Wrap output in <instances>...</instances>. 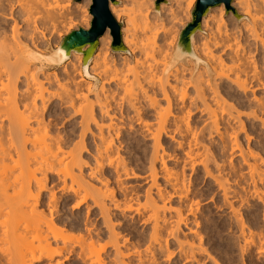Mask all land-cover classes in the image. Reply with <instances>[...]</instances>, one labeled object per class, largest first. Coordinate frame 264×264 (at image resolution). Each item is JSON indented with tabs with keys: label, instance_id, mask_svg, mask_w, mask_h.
Instances as JSON below:
<instances>
[{
	"label": "bare ground",
	"instance_id": "6f19581e",
	"mask_svg": "<svg viewBox=\"0 0 264 264\" xmlns=\"http://www.w3.org/2000/svg\"><path fill=\"white\" fill-rule=\"evenodd\" d=\"M129 1V6L112 7L111 10L117 19H124L123 42L134 62L132 63V59L127 55L111 56V42L101 39L100 47L92 58L91 67V74L97 78L98 86L94 83L96 80L80 83L84 81L80 73L79 82L71 80L69 84L57 85L59 90L61 89L60 92L57 90L58 94L63 95V90L66 95L62 96L65 100H60L62 104L71 109L73 115L80 116V140L72 143L60 132L54 131L50 120H46L44 116L46 100L61 95L48 91L44 83L49 79H40L41 69H32L35 61H43L39 55L36 56L37 52L40 53L37 42L41 39L39 40L38 34L42 35L48 30L54 34L60 24L67 22L65 6L57 0H0V15H6L3 8L7 11L8 4H4L9 3L10 8H20L21 18L18 22H13L10 34L0 33V217L3 214L4 219L0 221V264H65L63 262L73 254L74 247L79 248L76 255L78 258L87 257V260L89 256L86 255L94 254L98 259L97 264H105L98 262L104 261L100 259L108 248L114 252L115 263L125 264L124 259L131 255L137 256L140 261L141 253L136 252L135 248L132 249L136 254L131 250L126 254L121 251V243L123 246L129 239L125 238L120 243V233L115 230L122 225L121 220L126 216L114 190L108 189V183L113 178L118 184L119 192L124 196L129 195V188L124 186L127 181L143 180L150 183L148 189H145L144 198V207L153 213L150 232L146 237V233L139 229H127L129 234L138 237L139 241L148 238L146 241L149 245L159 243L161 251L168 250L170 240L183 245L180 239L181 230L189 226L187 217L195 216L200 204L197 200L193 201L199 193L192 189L191 180L186 183L189 179H185L183 170L188 165L191 172L198 171L197 168L201 167L203 174L211 179L217 191L221 192L223 203L228 207L243 236L246 227L233 205L242 198L236 189L228 184L230 180L225 178L229 174H225L224 160H218L216 151L213 156L211 148L205 144L202 137L205 129L209 130V136L212 133L219 136L223 153L229 150L228 159L234 151L237 152L236 157L247 167L249 182L252 184L251 194L262 200L263 194L257 185L264 182L263 161L258 159L257 154L248 145L253 137L246 134L247 145L240 146L236 139L237 132L232 125H237L239 132L247 131L243 122L245 118L246 121L259 123L264 130V96L256 97L253 92L256 89L264 94V67L260 68L259 61L253 56L259 50L264 53V0H235L245 19L239 22V27L235 24L234 30H226L225 13L222 9L216 17L204 19L203 30L207 32L208 38L199 53L198 50H194V53L207 64V70L202 66L194 74V64L190 62L189 68L184 67L185 64H179L171 69L172 64H168L167 56L163 55L165 59L162 61L157 60L158 56L162 58L160 52L164 51L162 45L165 43L162 42L160 46L162 51L157 41L161 35L162 38L167 35L168 27L166 28L157 17H150V8L144 1ZM173 1L176 5L183 2ZM194 3L195 0H189L188 6ZM170 9L165 6L160 8L165 16L169 14ZM231 9V13H235L232 7ZM7 12L10 13L6 17L11 18L10 9ZM19 23H23V31H20ZM241 40L244 42L242 46ZM250 44L253 45V52L246 50ZM78 60L82 61V55ZM119 67H125V70ZM225 82L245 96L251 93V97L236 103L239 109L230 104L226 98L227 93L220 90V83ZM110 84H114V92L106 87ZM188 88L193 90L195 99L192 96L191 99L190 95L188 97L194 99V104L198 101L201 107L198 110L206 115L203 125L199 128H196L198 124L194 126L196 122L190 121L192 109H186L178 117H173L170 112L174 99L171 97L176 96L183 104ZM91 95L94 100H90ZM158 96L165 102L166 108L160 105ZM117 97L119 105H124V108L130 110L131 118L141 128L143 139L152 141L149 152H138L140 157L124 158L120 155L122 144L119 142L121 132L118 124L121 121L119 118L122 119V106L118 109V117L114 111V107L118 106ZM143 100L152 109L156 128L155 124L152 127L148 118L142 114ZM192 103L191 108H196V104L194 106ZM241 108L246 111L240 110ZM180 112H183V109ZM170 117H173L172 120ZM91 125L95 126L97 133L92 135L93 164L89 168V176L86 175L89 177L87 180L83 173L87 165L85 158L83 160L82 151L85 148L84 136ZM170 126L173 127L172 130L169 129ZM220 126L224 131H231L230 134L227 133L226 138L220 133ZM173 135H179L181 138L175 144L177 149H182L185 145L187 147L184 150L187 161L182 162L181 172L166 167V161L174 160V156L166 151L163 137L173 139ZM184 140L185 144L182 142ZM232 171L231 167L229 172ZM110 172L111 174H108ZM50 175L57 176L63 185L60 186L63 191L71 192L74 200L73 210L80 211L82 207L85 208L83 219L78 218L77 214L65 221L58 217V199L54 193L57 185L51 184L54 181ZM159 178L163 181V188L158 184ZM166 187L170 188V193L165 192ZM152 190H155L154 194L151 193ZM44 192L48 193L47 197H44ZM174 197H177L180 204L185 203L186 212H182L180 205L175 210L173 222H170L165 213L170 209L168 203ZM94 210L102 220L108 241L103 240L102 233L97 229L98 223L90 219L95 215ZM99 243L102 244L98 245ZM95 244L99 246L97 250L94 249ZM153 254L152 259L155 257ZM58 258H63V261L57 260ZM186 259L190 263L196 262L193 253Z\"/></svg>",
	"mask_w": 264,
	"mask_h": 264
},
{
	"label": "rangeland",
	"instance_id": "374dc122",
	"mask_svg": "<svg viewBox=\"0 0 264 264\" xmlns=\"http://www.w3.org/2000/svg\"><path fill=\"white\" fill-rule=\"evenodd\" d=\"M61 5L63 4L65 6V11L68 14V20L67 22L63 23L62 25L60 24L58 26V30L53 34L51 31H46L43 32L42 35L38 34V38L40 42L38 41L37 44H39L40 48V53H36V56L39 55V58L43 60L42 56H47L49 55L50 51L52 49H56L58 45L61 42V39L65 36H67L69 33L72 31H77L79 29L83 30H88L90 27V23L92 21V16L89 13V9L91 6V0H57ZM116 4L110 3L109 9L112 17L115 19V21L118 24H122V46L124 48V52H118V51H113L112 50V37L110 35V32L107 31L99 40H98V48L100 47V40L101 39H107L111 42L110 47H109V53L111 56L117 57L121 55H127L129 56L130 60L132 63L134 62V58L131 56L129 52H127L126 47L123 42V27H124V19H117L115 17V14L112 12L111 8L112 7H121V6H129L131 2L129 0H114ZM146 4H148L149 9V15L150 17L153 18H158L164 26L169 30L167 35L164 36L163 38L160 36V40L158 39V44L159 49L161 50L162 48L160 47L164 42L162 46H164V51L160 52V57L163 55L166 57L167 56V61L169 62L168 64H172V68L174 69L177 67L179 64H185L183 65L186 68H189L188 62L194 64V67L192 69V74L197 73L200 67L204 66L207 70V64H205L201 58H199L202 63H200L198 66L195 64V62L192 59L186 58L184 60H181L179 62H174L173 61V53L175 50V45L178 39V35L180 31L184 28V26L190 22V13L196 3L197 0H195V3L192 6H188L189 0L183 2L180 5H176L173 0H142ZM11 6L9 3H5V5ZM6 6V10L11 11V18H7L6 15L9 14L10 12L5 11L3 8L4 15H0V33L6 32L7 34H10L11 32V26L13 25V22H18L21 20L20 18V8L14 7L10 8L9 6ZM162 6L171 8L170 12H168V15H164L160 8ZM230 7H232L235 11V13H231L230 11L225 10V7L223 5L212 9L210 13L208 14L207 17H213L217 16L220 12V9L225 13L224 16V21L226 25V30H234V27L238 25L240 26V23L243 19V16L241 15L240 10L238 9L235 0H231ZM8 8V9H7ZM13 9V11L11 10ZM7 12V13H6ZM8 16V15H7ZM159 16V17H158ZM206 17V18H207ZM205 18V19H206ZM204 21V19H203ZM202 21V24H203ZM230 24V25H229ZM236 24V25H235ZM232 26V27H230ZM24 25L23 23H19V29L20 31L24 30ZM230 28V29H229ZM42 36V37H41ZM49 36V37H48ZM208 38V34L206 31L203 30V25H202V32L198 33L195 36L194 43H193V51L194 50H201L205 39ZM38 40V39H37ZM43 40V41H42ZM170 40V41H169ZM244 40V39H243ZM243 40L240 41V45L243 42ZM160 41V42H159ZM169 41V44L168 42ZM163 42V43H162ZM44 45H43V44ZM242 46V45H241ZM253 46V45H252ZM250 46L246 47V50H250V52H253V47ZM243 47H245L243 45ZM97 48V50H98ZM96 50V52H97ZM167 53H166V52ZM170 51V52H169ZM95 52V54H96ZM163 53V54H162ZM169 53V54H168ZM94 54V55H95ZM41 56V57H40ZM81 56V54H75L72 53L70 58L64 62L60 66H52L46 61L42 62H37L35 61L32 69L35 71H39L40 69L42 70V74H39L40 79L44 80L43 77L48 78V82L44 83L45 87L48 88V91H53V92H60L58 88V84H69L71 80L74 82H79L81 77L84 79V81H81L80 83H84L86 81H92L94 83L97 82V78L91 74V67H92V62L89 66V72L88 74L91 76V78H86L84 77L82 73V61H83V56H82V61L78 60V57ZM258 62L259 65H261L260 68L264 67V53H262L260 50L256 53L253 54ZM94 57V56H93ZM164 57L159 58L157 57V60L161 61L163 60ZM165 59V58H164ZM160 63V62H159ZM38 70H36L35 68ZM122 68V67H119ZM125 68V67H123ZM121 70H125V69ZM259 68V70H260ZM264 69V68H262ZM261 69V70H262ZM195 70V71H194ZM188 72V71H187ZM81 77H80V74ZM186 75V72H184ZM189 74V72H188ZM211 74V73H210ZM186 77L189 78V76L186 75ZM187 79V78H186ZM44 82V81H43ZM98 86V84H97ZM220 90H224L227 95L226 98L228 99L227 101L234 105L236 108L237 105L236 103H239V101H245L246 97H251V93H248L247 96L243 95L241 92L236 90V88L232 87L229 83H220ZM108 89L113 92L115 91V86L114 84H110L106 86ZM56 90V91H55ZM51 92V93H53ZM55 93V94H58ZM62 90V94L64 97L66 96ZM254 94L256 97H263L264 94L260 90L254 89ZM187 98H194L193 90L188 88L187 90ZM229 93V94H228ZM61 94H58V96ZM56 97L53 96L49 99L46 100V105H45V111H44V116L46 120H50L52 127L54 131L60 132V134L64 137H66L70 142L74 143L75 141L78 142L80 140V135H81V124H80V116L79 115H73L72 110L69 108H65V105L62 104V100L65 98L62 97ZM190 95V96H189ZM189 96V97H188ZM56 97V98H55ZM119 97V96H118ZM118 97L116 99H118ZM121 97V96H120ZM241 97V98H240ZM62 98V100H61ZM174 101L177 99L175 97H171ZM186 98V99H187ZM185 99L183 104L181 101L178 99L176 102L172 100V106L170 109L171 115L173 117H178L184 111L188 108L191 110V119L190 121L196 122L192 123V125L196 126V128L201 127L204 123L203 120H205L206 115L200 112V104L196 103V108L192 106L191 108V103L192 105L195 106L194 104V99ZM239 99V100H238ZM61 100V101H60ZM90 100H94L93 95L90 96ZM157 100L160 102V105L166 108L165 102L161 99V97H157ZM189 100V101H188ZM192 102H191V101ZM118 101V106L114 107L115 113L117 112V115L119 114V107L120 112L122 113V119L119 118L120 123L118 124V129L120 130V140L121 142V149H120V155H122L124 158H129L131 156L140 157V155H137L138 152L146 151L149 152L150 147H151V142L148 139H143V136H141V128L136 125V122L133 118H131V112L130 110L124 108V105H119V99L116 100ZM61 102V103H60ZM144 102V100H143ZM142 102V114H144L147 118L150 124H152V127L156 128V123H153V113L152 109L149 108L145 102ZM180 102V103H178ZM191 102V103H190ZM40 102H38L39 105ZM175 103V104H174ZM235 103V104H234ZM63 106H62V105ZM177 104V105H176ZM180 104V105H179ZM199 104V106L197 105ZM145 105L148 107H145ZM176 105V106H175ZM182 105V106H181ZM181 106V107H178ZM118 107V108H117ZM198 107V108H197ZM145 108V109H144ZM174 108V109H173ZM177 108V109H176ZM181 108V109H180ZM123 109V110H122ZM149 109V110H147ZM180 109V110H179ZM183 109V112H180ZM195 109V111H194ZM197 109V110H196ZM239 109V108H238ZM118 110V111H117ZM178 110V111H176ZM244 110L245 109H240ZM128 111V112H127ZM194 112V113H193ZM199 113V114H198ZM195 115V116H194ZM205 116V117H204ZM119 117V116H118ZM173 117H170V120H172ZM199 117V118H198ZM196 119V120H194ZM199 121V122H198ZM203 121V122H202ZM107 122V121H106ZM244 125L247 128V131L245 132H239L238 131V126L237 125H232V128H234V131L237 132L236 139L238 141V144L240 146H245L247 145V141L245 139L246 134H250L253 137V140L248 144L249 147H251V150L257 154L258 159H262L263 161V168H264V130L262 127L259 125V123H255L252 121H246L245 118H243ZM155 124V125H154ZM129 125V126H128ZM154 125V126H153ZM131 126V127H130ZM94 125H91L89 127L88 132H86V135L84 136V151H82V156L83 160L85 158L86 162V167L83 169L84 176L88 175L89 176V168L92 166L93 159L91 158V152H93L94 148V142L92 139V135L97 133V130ZM130 128V129H129ZM135 129V130H134ZM169 129H173V127H169ZM251 129V130H250ZM90 131V132H89ZM126 131V132H124ZM136 131V132H135ZM132 132V133H131ZM94 133V134H93ZM220 133H223V137L228 136V134L231 133L230 130L224 131L223 127L220 126ZM228 133V134H227ZM126 135V136H125ZM142 137V138H141ZM202 137L204 139L205 144L207 147L211 148V152L214 153L213 156H215V151L218 160H224V168L226 169L225 174H229L227 177L228 184L232 185L231 187L236 189L237 193H239V197L242 198L238 202H234V208L237 210V214L239 215V218H241L244 222L245 225V231L243 236L241 235V231L239 226L235 223L234 219L232 218L231 212L229 211L228 207L224 205L223 203V198L221 196V192L217 191V188L215 185H213L211 179L207 178L204 174L203 171L201 170V167L197 168L198 171L191 172V168L189 165L184 168L183 171L185 175V179L189 182L191 180L192 182V189H195L199 194L196 198H194L193 201H198L200 202L199 206H197V211L195 216L188 215V224L187 228H184L181 230L180 234V239L183 242V245L177 244L174 240H170L168 244V250H160L159 249V243H154L149 245L148 238L143 240H138V237H133L132 234H129V231L127 229L134 230L139 229L144 234L147 235L150 232L151 226L153 224V213L150 209L144 207L145 203V189H148V186L150 183L143 181V180H129L127 183L124 185L129 188V195L124 196V194L118 189V184L115 181V178L110 179L108 189H113L114 194L116 199L120 202L121 208L125 210V216L124 220H121V224L119 227H117L115 230L116 232L120 233V243L121 241L125 238L129 239V242L124 244L122 246L121 243V251L126 254L128 252H131L136 254V252H139L140 255V261L138 257L131 255L130 257L124 259L125 264H264V182L261 184H258L257 187L263 194L262 200H259L257 197L253 196L251 194V188L252 184L249 182V176L247 172V167L242 163V161L236 157V151L233 152V155L228 159V151L223 153L221 146V141L218 139L219 136L215 133H212L209 136V130L205 129L202 132ZM125 138V140L123 139ZM226 138V137H225ZM163 144L165 146L166 151L168 154L174 156V160L171 161H166V167L172 171H180L183 169V161H187V159L184 156V150L187 148L186 145L182 149H177V145L175 144L178 142V140H181L179 135H173V139H170L169 137H163ZM130 140V141H129ZM134 140V141H133ZM142 141V142H140ZM228 142V138L226 139ZM183 144H185V140L182 141ZM90 145V146H89ZM129 145V146H128ZM93 146V147H92ZM116 146V145H115ZM127 146V147H126ZM133 146V147H132ZM220 148V149H219ZM222 152H219V151ZM122 153V154H121ZM172 153V154H171ZM130 155V156H129ZM223 155V156H222ZM176 157V158H175ZM221 158V159H220ZM177 159V160H176ZM180 163H179V162ZM231 167L233 168L232 172H229L231 170ZM108 174H111L108 173ZM231 174V175H230ZM86 176L87 180L89 177ZM230 176V177H229ZM239 176V177H238ZM53 178V183L52 185H57L54 189V193L56 194V197L58 199V217L60 216L62 220H70L72 219L76 214L79 217L84 218V207L80 209V211H76L72 209L73 205V196L71 192L69 193V190L63 191L62 187L63 186L60 184V180L57 179V176H51ZM237 179L235 180V178ZM56 179V180H55ZM235 180V182H234ZM68 182V181H67ZM55 183V184H54ZM70 183V182H68ZM49 184V186L51 185ZM158 184H161V188H163V181L161 178L158 179ZM69 185V184H68ZM117 187V188H116ZM67 189V188H66ZM117 189V190H116ZM133 189V190H132ZM165 192H171L170 188L166 187L164 188ZM62 190V191H61ZM62 192V193H61ZM66 193V194H64ZM69 193V194H68ZM122 193V194H121ZM152 194L155 193V190H152ZM65 195V196H64ZM48 193L44 192V197H47ZM72 196V198L70 197ZM211 197V199H210ZM70 199V201H69ZM72 199V200H71ZM68 200V201H67ZM170 206V209L167 210L165 213L166 217L170 220V222L174 220L175 218V210H177L180 205L182 212H186V207L185 203H181L177 199V197H174L170 203H168ZM183 204V205H182ZM168 206V207H169ZM130 208L129 210H127ZM94 217L93 215L90 217L91 220L95 221V223H98L97 229L100 233L103 235V240L108 241V234L105 231V227L102 224V220L100 217L97 216V211L94 210ZM119 214V212H117ZM82 214V215H81ZM121 215V214H120ZM3 216V214H2ZM0 217V221L4 220L3 217ZM8 217V216H6ZM96 217V218H95ZM133 217V218H132ZM82 218V219H83ZM94 218V219H93ZM7 219V218H5ZM127 219V220H125ZM132 219V220H131ZM134 219V220H133ZM8 220V219H7ZM131 220V221H130ZM92 221V222H93ZM136 223V224H135ZM101 224V225H100ZM116 224V223H114ZM127 224V225H126ZM129 224V225H128ZM198 224V225H196ZM100 226V227H99ZM124 226V227H123ZM189 228V230H188ZM119 230V231H118ZM137 230V231H139ZM144 230V231H143ZM140 231V232H141ZM141 232V233H142ZM106 233V234H105ZM185 233V234H184ZM107 235V236H106ZM124 237H123V236ZM164 234L162 233V236ZM186 237H184V236ZM123 238V239H122ZM134 238V239H133ZM162 238V241H164V238ZM147 240V241H146ZM103 241V243H105ZM138 245H137V244ZM163 244V242H161ZM102 243H99L100 245ZM95 250L98 249V245L95 244ZM134 246V247H133ZM150 246V247H149ZM148 247V248H147ZM244 247V249H243ZM134 250H133V249ZM129 249V250H128ZM149 249V250H146ZM146 250V251H145ZM205 250V251H203ZM73 254L68 256V260L64 261L63 263L65 264H97V258L94 254L92 255H86L89 256L88 259L84 261V259L78 258L76 255L79 253V248L74 247L73 248ZM150 253H149V252ZM152 251V252H151ZM148 252V253H146ZM108 255H106V254ZM102 255V259L104 261H100L98 263L104 262L105 264H118L119 262L115 263L114 259V252L111 248H108L107 251ZM152 253L155 257L152 259ZM194 254L196 256V262H187L188 256H191V254ZM151 254V255H150ZM133 256V257H132ZM104 258V259H103ZM142 258V259H141ZM169 258V259H168ZM57 260L63 261V258H58ZM84 261V263L82 261ZM129 260V261H128ZM154 260V262H153ZM142 262V263H141ZM45 264V263H42ZM102 264V263H101Z\"/></svg>",
	"mask_w": 264,
	"mask_h": 264
},
{
	"label": "water",
	"instance_id": "95a60500",
	"mask_svg": "<svg viewBox=\"0 0 264 264\" xmlns=\"http://www.w3.org/2000/svg\"><path fill=\"white\" fill-rule=\"evenodd\" d=\"M109 3L116 4L114 0H91L89 13L92 21L88 30L79 29L72 31L61 39L56 49H52L47 56H42L43 60L52 66H60L66 62L72 53L81 54L82 73L84 77L91 78L88 74L92 58L98 48V40L104 35L106 30L110 31L112 37V50L124 52L122 46V24H118L112 17L109 10ZM231 0H197L191 13L190 22L180 31L173 53V61L179 62L186 58L192 59L198 66L202 61L193 51L195 36L202 32V21L212 9L224 5L227 11Z\"/></svg>",
	"mask_w": 264,
	"mask_h": 264
}]
</instances>
